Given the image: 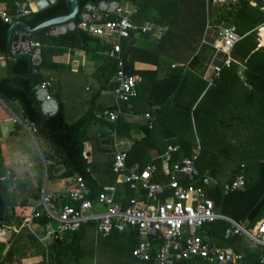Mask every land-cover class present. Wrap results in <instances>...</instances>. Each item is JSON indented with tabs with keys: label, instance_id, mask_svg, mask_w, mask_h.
Instances as JSON below:
<instances>
[{
	"label": "trees",
	"instance_id": "16d2710c",
	"mask_svg": "<svg viewBox=\"0 0 264 264\" xmlns=\"http://www.w3.org/2000/svg\"><path fill=\"white\" fill-rule=\"evenodd\" d=\"M24 1L26 0H0V3H5V7L7 9L10 8L8 13L13 15L15 3ZM122 1L137 5L138 15L135 17V21L133 20L134 22L165 24L167 28L165 34H179L181 38H184L188 37L187 32L189 30L194 32L198 28L200 33L202 31L199 28L198 16L193 17L197 10L191 9L192 4L190 2L186 4L185 10H181L182 0H77L79 12L73 20L75 23L73 30L56 37L50 34V28L39 29L30 34V42L38 44V48L41 50V63L35 66L30 63L31 56L27 54L17 59L9 58L6 40L10 24L3 22L0 18V55L3 59V68L0 75V98L5 101L16 102L20 106L22 119L28 120L33 124L35 131L32 133V137L40 158L45 165L46 183L53 186L55 183L63 181V184L67 186L71 184L73 176L77 175L83 179L89 189V195L87 196L89 199L94 198L101 192H108L112 187H116L115 200L125 205L129 198L136 195L135 191L128 184L118 181L117 175L112 171V155L101 147L102 141L100 137L111 130H115L118 135L123 134L122 131L125 130L128 132V127L124 128L127 123L123 114L118 115L114 122H110L105 115L100 120L96 119L97 113H106L115 108L111 93L115 84L112 81L116 71L114 58L105 57V61L98 66L99 87L89 99L87 109L72 123L67 122L64 104L57 95V111L50 116L44 115L35 97L34 90L36 86L48 80L42 73L43 70H55L56 64L53 62V57L60 48L68 47L71 52L75 49L88 52L87 48L94 46L93 51L97 56L99 55L98 52L111 50L109 44L101 42L97 37L80 28L82 22L81 14L86 4L97 7L101 2L119 4ZM250 3H255L256 6L253 7ZM262 5L259 0H236L235 2L208 0L207 14L205 15L204 13L201 20L205 19V23L232 26L239 34H243L263 22L262 13L259 9ZM189 6L190 8H188ZM69 11L70 8L64 0H55L53 4L36 12H31L30 15L21 19L31 28H34L44 21L66 15ZM183 11L190 16H184ZM183 16L188 20L186 21ZM113 17L111 14L101 16L100 24L111 20ZM132 33L133 31L130 36ZM130 36L122 40L120 54L124 62L125 72L134 75L138 79L136 96L131 100L133 113L141 115L137 111L139 104L148 114L162 109L173 110V105L177 104L187 80L188 74L184 73L185 66L193 63L196 60V56H192L187 65H175L165 73H161V66L158 64L155 70H134V62L154 63L152 59L154 54L147 49L134 46ZM190 37L189 39H191ZM178 42L174 45V48L181 50L182 44L180 45ZM160 47H162V44L160 46L159 41L157 48ZM232 51L240 54L242 58L239 62L232 61L231 65L240 64L246 66L247 69L259 68L257 73L252 74L254 78L246 76L245 81L251 85L253 93L259 92L264 97V46L258 47L256 33L253 31L244 36L236 42ZM101 58L103 59V57ZM175 58L178 61L182 60V58ZM105 95L108 96L107 101L105 100ZM143 114L144 112H142ZM95 122L100 124L99 133L90 135L89 129ZM20 129V126L15 124L14 129L9 133V139L17 137ZM153 133H156L155 130L153 128L149 130L148 125H146L145 138L135 141L126 153L128 165L133 164L135 161L129 157V154L131 156L133 149H137L139 143L141 144L148 139L154 141ZM239 139L240 143H242L243 139ZM87 142L91 143V147L85 150ZM161 142V145H155L158 150V156L154 163L158 172L161 170L160 156L168 145L180 146L179 152L181 154L176 152L173 155L174 160L178 159L179 154L182 156L191 154L189 147L180 139L170 141L167 138V141H165L164 138H161ZM248 142L253 144V149L251 146L244 152L241 150H230V153H209L214 159L219 155L220 158L222 157L226 160L228 158H232L231 161L237 159L235 166L226 176V179L219 178V174L223 175L221 172L225 170L222 167L220 158L216 161L214 168H209V174L211 177L219 179L220 184L232 181L237 175H242L245 179V190L225 194L221 187H211L208 189V196L213 199L216 210L221 214L236 221L247 222L248 226L251 227L258 221L264 220V135L248 138ZM205 152L209 151L203 150L201 147L196 162L198 170L202 173L205 172L206 166L205 168L203 167L204 164L201 166L200 156ZM234 155H236V159ZM223 162L225 161L223 160ZM241 164H244V166H240ZM139 166L141 167V165ZM0 178L4 179L0 183V199L4 207L3 225H6L8 222L10 224L14 217L12 215L14 203L9 190L10 176H8V170L5 166L1 142ZM9 208L11 210L10 213L8 211ZM47 223L48 218L44 215H41L33 222V224L40 227H44ZM224 230V222L216 221L203 226L200 234H208L210 239L212 238V241L219 246H231L238 251H242L245 257L241 264H261L260 259L264 258V247L257 249L243 248L239 238L224 239ZM90 231L95 233L93 223L80 225L60 235L59 240H52L48 246L44 247L45 249L42 252L45 259L44 264H90L89 262L93 260L92 254L96 255L95 264H100L101 260L98 261L99 263L97 262L99 259L97 251L100 253L107 252L112 264H151V262L138 261L131 256V250L137 243V238L133 234L114 232L107 238H102L95 234L101 240L115 239L113 244H102L99 241H95L91 233L88 234ZM29 238L38 240L33 233ZM14 257L15 248L11 244L0 264H13ZM180 264H199V261H184Z\"/></svg>",
	"mask_w": 264,
	"mask_h": 264
},
{
	"label": "built area",
	"instance_id": "2783aa9c",
	"mask_svg": "<svg viewBox=\"0 0 264 264\" xmlns=\"http://www.w3.org/2000/svg\"><path fill=\"white\" fill-rule=\"evenodd\" d=\"M31 0L15 3L13 15L6 7L0 5V18L7 24L21 19L32 12ZM264 28V5L260 8ZM113 11V18L100 24L101 17L92 15L90 23L81 22L80 28L92 36L106 37L115 40L110 48L116 63L113 76L114 86L111 90L115 108L106 113H97L96 119L103 115L114 122L118 115L131 113V100L136 96L138 79L125 72L121 57V40L130 36L132 31L145 33L153 29L149 23L140 26L132 22L131 16L135 9L126 13L120 6ZM94 22H97L93 24ZM96 25V26H94ZM218 43L215 48L226 54L224 66L232 63L230 52L240 37L232 26L220 27L217 32ZM33 47L38 44L31 43ZM213 78L219 79L221 68L213 66ZM54 79L49 78L34 88L35 94L44 92V100H52ZM145 117L148 119L149 114ZM24 126L30 135L35 131L28 120ZM151 123H149V128ZM100 124L95 122L89 129L90 135L99 133ZM100 139L101 147L112 155V171L120 182L128 184L135 191V196L127 200L125 205L115 200L116 187L108 192H101L89 199V189L83 179L77 175L66 187L48 192L44 185L41 187L37 202L28 210L14 211L12 221L4 226L5 231L18 233L23 228L31 230L35 219L44 215L48 223L43 227L45 236L38 241L45 247L46 239L54 240L55 231L51 224L58 222L59 237L80 225L93 223L95 233L102 238L112 233H131L137 238L131 256L138 261L151 264H180L184 261H199V264H241L245 257L242 251L231 246H219L208 234H200L205 225L216 221L225 224L224 239L239 238L243 248L257 249L264 247V220L249 227L247 222L236 221L216 210L214 201L208 196V189L221 187L223 193L245 190V179L237 175L232 181L220 184L207 172H200L196 166L200 154L197 144L188 156L173 159L177 152L176 146H167L166 152L160 156L161 173L157 167L148 164L140 167L138 163L127 164V154L117 148L115 130L107 131ZM243 167V166H242ZM1 229V228H0ZM33 233V232H32ZM34 234V233H33ZM264 263V258L260 259Z\"/></svg>",
	"mask_w": 264,
	"mask_h": 264
},
{
	"label": "crops",
	"instance_id": "0c3cea01",
	"mask_svg": "<svg viewBox=\"0 0 264 264\" xmlns=\"http://www.w3.org/2000/svg\"><path fill=\"white\" fill-rule=\"evenodd\" d=\"M47 1L53 2L54 0ZM225 1L235 2L236 0ZM106 4L107 6L102 10L104 13L95 11L94 15L99 17L107 16L109 14L113 15V11L111 9L112 3L106 2ZM0 5L5 7V3H0ZM117 5L122 7L126 13L132 12L133 9L136 10V12L131 16L132 22L136 25L140 26L143 23H149L134 22L135 17L138 15L137 5L126 1H122L119 4L117 3ZM250 5L253 7L256 6L255 3H250ZM188 8H190V6ZM194 9L197 10V12L193 15V17L195 18L198 16L197 18L199 19L200 23L199 28L202 30L201 37H199L197 45L192 46L190 43L189 51H184V55L180 53L177 54L175 52L174 45L177 44L178 37V43L180 45L182 44V46L185 42H187L186 40H188L189 37L181 38L179 34H177L178 36L171 33L165 34L167 29L165 24L158 25L155 23H149L153 26L152 30L145 33L133 31L132 35L130 36L131 42L134 46L147 49L152 54H154V57L152 58L154 63L134 62V70H155L159 65L161 66V73H165L169 68H172L175 65H187L190 62L192 56H196V60L193 63H191L189 66H185L184 73L188 74L187 80L177 104L173 105V110L162 109L157 112L150 113L149 118L147 119L145 115L148 113L139 104L137 111L140 112V116L135 115L133 111L131 113H123L124 120L127 123L124 125V128L128 127L129 131H122L123 134L121 135H118L115 131V143L119 150L127 153L135 141L145 138V126L148 125L149 128V123H151L149 130L153 128V130L156 132L155 134L153 133L154 141L148 139L141 144L139 143L137 149H133L131 156L129 154V157L135 160L133 163H138L141 165V167L148 164L155 165L154 162L158 156V150L156 149L155 145L162 144L161 138H164L165 141H167V138H169L170 141L180 139L189 147L191 151L197 144H199L200 148L202 147L203 150L205 149L206 151H209L200 156L201 166L204 164L203 167L205 168L206 166L205 172L209 174V168H214L216 161H218L220 158V155L215 157V159L212 158L209 155L210 152L230 153V150H241L244 152V150L247 151L251 146L252 149L254 148L253 144L248 142V138L264 135V97L261 96L259 92L253 93L251 85L245 81L246 76L249 78H254L252 74L257 73L259 68L254 67L247 69L246 66L240 64L236 66H224L226 54L215 48L216 43H218L217 32L220 27H223V25L219 23H205V19L201 20L206 10L205 2L203 0L198 2V6L195 4ZM185 16L190 15L185 12ZM184 19L186 21L188 20L185 17ZM15 21H22V19H16ZM95 23L97 22H94L93 24ZM261 24L254 27L252 30L245 31L243 34H239L236 31L240 37L239 40L248 35L250 32L254 31L256 33L258 47L264 46V44L261 43L262 32L264 31V28L260 29ZM54 27H60V25ZM51 29L50 34L54 37L70 31L67 30L64 33L57 34L53 33ZM162 36L163 38H161ZM94 37H97L101 42L109 44V46L115 43V40H110L106 37ZM159 41L160 46L162 44V47L157 48ZM93 48L94 46L88 47V52L78 49H75L71 52V49L68 47L60 48L53 57V62L56 64L55 70L50 71V73L47 75H44L48 79H54L52 100L57 102V95V97L64 104L66 120L67 107L66 102L63 100L61 95L62 87L68 88L69 86H72V80L83 75L92 79V81H94V85L98 88L100 82L98 78V66H100L105 61V57H113L111 50L107 52H98L99 55L97 56L94 53ZM229 55L233 62H239L242 58L240 54L233 51H231ZM101 57H103V59ZM175 57L182 58V60L178 61V59ZM0 60L2 61L1 55ZM213 66H219L221 68V76L219 79L213 78V72L211 69ZM239 68H242V77L238 73ZM246 72H248V74H246ZM55 85L58 86L57 89H55ZM85 89L88 90V87L86 86ZM88 105L89 101L87 102V107ZM142 112H144L143 115ZM0 120H2L0 121V142L3 145L6 138H8L9 133L14 129V126L17 123L12 122L10 118H3ZM25 121L26 120H18V122L23 125ZM193 131L197 136H194V141L191 137ZM20 133L21 132L19 131L18 136L13 138L12 142L15 144L21 138ZM239 138L243 139L242 143H240ZM168 146H176L178 148L177 152H179V145ZM90 147L91 143L87 142L85 144V150H88ZM165 152L166 150L162 152V155ZM180 154L178 155V159L180 156H182ZM231 159L232 158H228V160H226L222 157L220 158L222 167L226 171L223 175L219 174V178L226 179V176H228L231 169L235 166L237 159H233L232 162ZM223 160L225 162H223ZM12 163L14 165H19L16 164L18 162ZM32 165H34L33 161H27V165L24 166V169L28 171L29 174L30 171L31 173L35 171L34 169H30ZM240 166H244V164H241ZM42 167L43 183H45V170L43 161ZM13 174L14 172H11L10 176L12 177ZM13 179H15V177H13ZM31 207L26 209V211H28ZM15 210L20 211L23 209L16 208ZM40 261L41 258L35 259L27 256L21 260L20 264H40Z\"/></svg>",
	"mask_w": 264,
	"mask_h": 264
},
{
	"label": "rangeland",
	"instance_id": "374dc122",
	"mask_svg": "<svg viewBox=\"0 0 264 264\" xmlns=\"http://www.w3.org/2000/svg\"><path fill=\"white\" fill-rule=\"evenodd\" d=\"M187 1V2H186ZM182 0L180 9L185 10L186 4L190 2L191 9L194 8L196 4L198 6V2L200 0ZM205 2V7H207L208 0H203ZM264 5V4H263ZM182 12V11H181ZM183 15L185 16V11H183ZM205 15L207 14V10H205ZM183 16V17H184ZM207 17V16H206ZM184 30V27H183ZM187 36L190 37L186 43L183 44L182 49L175 48V52L177 54H183L184 51H189L190 43L192 46L197 45L199 37H201L200 31L198 28L196 30H189L187 32ZM182 51V52H181ZM183 57V56H181ZM3 68V59L0 60V75L2 73ZM42 73L47 75L50 73L48 70H43ZM88 87V90L85 87ZM58 86L55 85V89ZM97 87L94 85V81L92 79L79 76L72 80V86L68 88H63L61 90V95L63 100L66 102V111H67V121L73 122L77 117L82 115V113L87 109V102L91 98V96L96 92ZM107 94V93H105ZM106 101L108 96L105 95ZM3 118H10V120L14 123H17L20 126V135L21 138L16 142L13 141V138L9 139L6 138L5 143H3V156L5 160V166L8 170V176H10L11 172H14L13 176H10L9 179V190L13 198L14 205L12 206L15 210L16 208H21L23 210L28 209L31 207L39 198V194L41 191L42 185L45 184V188L48 192L53 190L62 189L65 186L64 182L55 183L53 186L49 183H43V167H42V160L40 155L37 151V148L34 145L32 137L28 131V128L25 127L23 124H20L18 120H23L21 115L20 106L11 101H5L0 98V119ZM2 121V120H0ZM194 129V128H192ZM194 136H196L195 132L193 131L192 140L194 141ZM197 137V136H196ZM195 137V138H196ZM108 154V153H107ZM106 154V156H108ZM110 154V153H109ZM236 159V155H234ZM27 161H33L34 165L30 168L31 170H35L30 174L28 171L24 169V166L27 165ZM12 162H18L14 165ZM232 162V161H231ZM22 163V164H21ZM23 166V167H21ZM225 171V170H223ZM221 173H225V172ZM161 170L157 172L159 175ZM15 177V179H13ZM11 207V208H12ZM12 210V212L14 211ZM9 213L11 212L10 208L8 209ZM9 222L6 223L4 226H8ZM34 235L38 238H43L45 236L44 229L40 228L35 225H31V230L28 228H23L18 233H11V231L6 230L5 228L0 229V261L3 259L8 247L12 244L15 248V257L13 259V264H20L21 260L26 258L27 256L35 259L41 258L40 264H44V255L42 254L43 250L45 249L44 245H42L38 240L30 239L29 236ZM92 235L95 241H99L102 244L104 243H115V239L111 240H101L97 238L94 232L90 231L88 234ZM52 240L50 238L46 239L44 243L49 244ZM98 260H101L100 264H112L110 263V257L107 252H99L97 251ZM93 260L89 262L90 264H95L96 255L92 254ZM131 259V257H129ZM99 263V262H98Z\"/></svg>",
	"mask_w": 264,
	"mask_h": 264
},
{
	"label": "water",
	"instance_id": "95a60500",
	"mask_svg": "<svg viewBox=\"0 0 264 264\" xmlns=\"http://www.w3.org/2000/svg\"><path fill=\"white\" fill-rule=\"evenodd\" d=\"M259 1L262 4H264V0H259ZM53 2L47 0H31L29 7L32 12H36L39 9L51 5ZM64 2L70 8L69 13L66 15L44 21L34 28H31L25 21H15L14 23L10 24L7 30L8 36L6 40V46H7L9 58L17 59L22 55L27 54L31 56L30 59L31 64L36 66L41 63V50L38 47H33L31 45L30 34L36 30L43 28H50V29L52 28L51 29L52 32L57 34L64 33L67 30H73L75 28V23L73 22V20L78 15L79 5L77 0H64ZM106 6H107L106 2H101L97 7L91 4H86L81 14V21L90 23L91 17L94 14V12L95 11L103 12L102 10ZM116 6L117 3H112L111 9H115ZM58 25H60V27H54ZM238 73L242 77V68H239ZM35 97L38 100L40 109L44 115L50 116L57 111L58 109L57 102L55 100H50V101L44 100L43 98L44 92L35 94ZM43 166L45 170L44 163ZM3 180H4L3 178H0V183ZM3 216H4V207L0 199V228L3 227ZM51 228L55 231L54 240H59L58 230L60 228V224L58 222L52 223Z\"/></svg>",
	"mask_w": 264,
	"mask_h": 264
},
{
	"label": "bare ground",
	"instance_id": "6f19581e",
	"mask_svg": "<svg viewBox=\"0 0 264 264\" xmlns=\"http://www.w3.org/2000/svg\"><path fill=\"white\" fill-rule=\"evenodd\" d=\"M262 44H264V31L262 32V41H261Z\"/></svg>",
	"mask_w": 264,
	"mask_h": 264
}]
</instances>
